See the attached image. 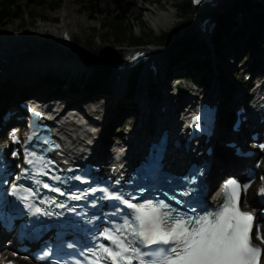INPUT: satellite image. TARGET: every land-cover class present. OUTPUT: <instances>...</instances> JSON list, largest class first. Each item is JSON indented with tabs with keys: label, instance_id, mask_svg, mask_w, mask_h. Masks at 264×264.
I'll return each instance as SVG.
<instances>
[{
	"label": "bare ground",
	"instance_id": "bare-ground-1",
	"mask_svg": "<svg viewBox=\"0 0 264 264\" xmlns=\"http://www.w3.org/2000/svg\"><path fill=\"white\" fill-rule=\"evenodd\" d=\"M156 10L154 11L150 7L147 9V11H150L151 16L153 13H157ZM165 13H158L156 17H152L154 18L152 22L155 28L161 29L171 24L175 18L173 14ZM40 26L42 29L39 32L34 29H27L23 32L24 38L28 39L27 42L32 45H26L25 42H19L17 45L16 41L21 39L20 34H16L15 32H11L10 34L0 32V70L2 71L0 82L14 83L19 100L22 99L25 101L27 99L28 101L31 99H39L43 101L44 95L52 99L65 97L67 92L62 97H59L54 95L52 89H70L73 84L81 81L80 77L82 73L87 72L91 67L80 58L67 55V51H63V53L54 51L51 53L49 50L43 48L40 41L45 40L50 43L52 48H56L54 44H56V41L59 40L66 30L63 28H55L53 30L52 27L48 29V25ZM46 29L51 30L54 34L48 35L49 31L45 32ZM261 36L264 38V25L261 28ZM165 50H151L154 54V63L159 69L158 73L154 75L151 71H145L144 76L138 82L133 98H129L127 94L128 83L125 73L117 70L111 72L109 79L105 82L107 84H105V90L107 92H104L103 95L98 93L96 97H99L98 99L100 100L96 103L86 104L91 115L104 118L103 125L98 123V120L95 118L91 119L82 116L81 110L77 108L78 102L70 103L75 108L66 111L67 113L65 115L64 113L61 114L63 127L60 128V133L63 136H69V139L73 140L75 150H80L82 146H87V144L107 148L110 142L108 135L112 133L114 124H117L116 128L120 130V127L129 119V116L133 119L130 121V135L134 138V142L137 143L142 139L143 135L144 139L147 138V135H145L147 128L153 122L160 120L159 118H164V123L168 122L167 119H176L179 113L184 112L187 107L191 106L197 96L200 97L204 93V91L199 90V86L195 83L196 87L191 88V90L195 91V94L189 95V90L185 92L179 91L178 94H174V90L178 89L181 83L177 78L172 83L173 77H177L178 75L180 77L183 74H177L179 69H175V67L170 68L168 53ZM208 50L210 53L205 51L202 60H205L207 63L210 61V68L206 67L202 70L208 71L211 79L202 75L205 84L210 87L208 93L204 94L203 97L212 98V100L215 99L222 106L224 95L227 94V87L224 85L225 75L229 72L231 76V72L236 70L234 64H229L230 59L228 57L231 55L235 61L242 54V49L233 48L228 45L226 50L224 49L222 53H218L213 50L212 45L209 43ZM227 52H229L228 56L224 54ZM176 67L183 68V70H180L184 72H189L193 68H189L188 65H178ZM49 76L50 79L46 80ZM151 78L154 81H151ZM236 78V76H231L232 81H237ZM233 87L235 88V95L238 100L241 89H239L240 87L238 85H233ZM26 88L30 90H36L38 88L42 91L29 92L25 90ZM239 102L238 100L237 103ZM64 103L65 101L61 104ZM126 108L129 109V113L126 112ZM159 108H165L166 114L162 115L158 113ZM1 137L2 133H0V139ZM121 147L118 144L113 145L114 149ZM113 148L109 151L111 152ZM229 152L233 154L232 150H229ZM106 156H96L93 158L106 159ZM213 164V175L220 174L224 176L230 174L232 171L230 165L225 164L218 155L213 159ZM227 176L229 177L231 175Z\"/></svg>",
	"mask_w": 264,
	"mask_h": 264
},
{
	"label": "snow or ice",
	"instance_id": "snow-or-ice-1",
	"mask_svg": "<svg viewBox=\"0 0 264 264\" xmlns=\"http://www.w3.org/2000/svg\"><path fill=\"white\" fill-rule=\"evenodd\" d=\"M239 189L235 180L227 181L220 208L195 217L174 213L163 201L128 203L132 218L106 236L116 250L102 247L104 258L133 264V256L146 255L140 246H168L158 248L161 255L150 264H261L262 250L252 243L253 228L258 231L259 225L251 213L241 211ZM256 238L264 242V236ZM140 264H145L142 258Z\"/></svg>",
	"mask_w": 264,
	"mask_h": 264
},
{
	"label": "rangeland",
	"instance_id": "rangeland-1",
	"mask_svg": "<svg viewBox=\"0 0 264 264\" xmlns=\"http://www.w3.org/2000/svg\"><path fill=\"white\" fill-rule=\"evenodd\" d=\"M14 3V6L22 7V10L25 11L24 15H21V11L17 13L18 18H12L7 21L4 25L0 26V32H4L6 34H10L11 32H15L17 34H22L27 29H34L35 31H41L40 25H48V29L52 27L54 30L55 28H60L62 26H67L70 30H72L80 40V51L81 52H91V51H105L106 56L108 59L116 58L120 55L123 50L134 46L136 43L134 39L136 38H143L145 44H150V48L154 49H166V53H168L171 49L176 50L177 46L176 43H170L167 47L165 44L161 43V35L163 32L173 31L176 28H180L183 30L186 23L190 21V19H195L198 17L195 13H190L188 15L185 14L183 10L184 3L187 0H129L132 4V13L129 16L128 21H124L123 23L120 20L116 19L118 15V9L116 8L115 4L112 3V0H64L61 7L59 9H52L44 0H7ZM231 0H223L222 5L218 8V11L221 13L227 11ZM242 8L246 6L244 4H240ZM151 8L157 13H153L151 16L150 11H147L148 8ZM35 9L40 16L37 17L35 20L30 16V10ZM165 14H173L175 18L172 20L171 24L157 29L153 26L152 17H156L157 14L164 13ZM214 12V11H212ZM174 21V22H173ZM26 22L27 26H22V23ZM106 23V25H104ZM129 24H133V27L129 30L126 28ZM155 29V30H154ZM160 30V31H159ZM49 30L46 29L45 32ZM182 33V31H181ZM52 31L48 32V35H52ZM120 38L117 39L116 36ZM184 35V33H183ZM91 41V46L88 45V42ZM207 53L210 51L207 48ZM227 53V56L229 55ZM224 56V55H223ZM203 57V56H202ZM230 59L229 64H234L236 70L241 77H247L250 70V60L251 58H247L245 52H243L238 58L233 59L230 55L228 57ZM246 65L245 67H243ZM243 67V68H242ZM175 69H179L177 74L182 76L173 77L172 83L176 81L175 78H180V85L178 89L174 90V93L185 92L189 90V95L195 94V91L191 90V88H195L196 85L193 82V75L197 72L194 68L190 69L189 72L181 71L183 68L175 67ZM174 69V70H175ZM181 71V72H180ZM200 75H204L206 78H210L208 71L201 70ZM234 72H231L233 74ZM211 79V78H210ZM224 85L227 88H230L233 85H238L241 90H244L243 86L239 82L232 81L231 76L228 73L225 75ZM82 88V87H81ZM209 88H202L206 94L209 91ZM70 89L63 90L64 92H69ZM63 98V99H62ZM60 99L65 101V104L69 105L70 109H72L73 105L70 103H75V100L78 98L75 96H69L66 94L65 97ZM100 99H95L94 101H98ZM67 101V102H66ZM69 102V104H68ZM81 110L82 116L89 117L91 119H97L98 123L101 125L104 124V118L100 116H94L89 113V108L83 106L79 108ZM102 120V121H101ZM133 120L131 116L127 119L120 130H117L115 134H124L127 132L128 126L130 121ZM111 144H117V137H113L109 139ZM109 142V143H110ZM254 197V192L251 191L249 193V198Z\"/></svg>",
	"mask_w": 264,
	"mask_h": 264
},
{
	"label": "trees",
	"instance_id": "trees-1",
	"mask_svg": "<svg viewBox=\"0 0 264 264\" xmlns=\"http://www.w3.org/2000/svg\"><path fill=\"white\" fill-rule=\"evenodd\" d=\"M52 9H59L63 3L64 0H44ZM112 3L115 4L116 8L118 9V15L116 16L117 20H120V22L128 21L129 16L132 13V4L129 0H112ZM240 4H244L246 6V9H250V13L247 14L244 17L245 22V28L243 31H240L242 34H247L249 36L248 43H251L254 41L253 45L249 44V48L253 49L257 43L255 41V37H251L252 35L259 33V28L261 21L264 18V4L256 3V5H252L250 0H233L232 4H229L228 10L219 14V22L220 25L218 27V33L214 36V45L216 47V51L218 53L222 52L225 49V44L223 41H221V38L223 36L228 37L229 39L233 38L235 35H242L238 31H235L234 26L237 25V23L233 22L232 19L236 15V11L239 8ZM255 7V8H253ZM256 10L257 13L253 12V10ZM183 10L186 15L190 13H194V10L192 8L190 0H187L186 3L183 5ZM21 11V15H24L25 11L22 10V7H15L14 3L7 0H0V26L4 25L7 21H9L12 18H18L16 15L17 13ZM30 16L35 20L37 17H43L38 14V12L35 9L30 10ZM106 25V23L104 24ZM126 28L131 29L133 27V24H129ZM22 26H27L26 22L22 23ZM182 31V33H181ZM184 33V35H183ZM116 36V35H115ZM117 39H119V36H116ZM161 43L164 45H169L170 43H176V51L173 50L172 52V61L178 62V61H186L188 63L197 61L198 63L204 64L206 67L210 68V64L207 63L205 60H202V56L204 55L205 51H207V46L200 42L196 34L194 32V26L193 23H186L183 30H180V28H176L173 31L169 32H163L161 35ZM79 41V39H78ZM136 44H142L144 43L143 38H136L134 39ZM80 42V41H79ZM92 42L89 41L88 45L91 46ZM88 55L92 56L94 61L98 63V66L104 69V72H108L111 69L112 64L114 61H109L105 51H91L87 53ZM136 75L134 74L132 76L133 83L136 80ZM195 81H200V77L195 75L194 77ZM245 86V83L243 84ZM134 91V87L132 89ZM65 92L63 90H57L54 92V95L62 97ZM69 96H75L78 99L77 100H91L95 98L98 94L95 87L86 88V89H79L74 88L71 89L68 93Z\"/></svg>",
	"mask_w": 264,
	"mask_h": 264
}]
</instances>
